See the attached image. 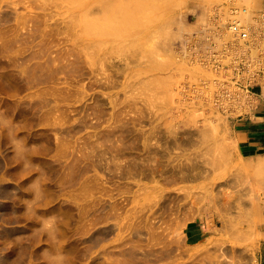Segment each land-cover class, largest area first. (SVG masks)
Masks as SVG:
<instances>
[{
    "label": "rangeland",
    "instance_id": "rangeland-1",
    "mask_svg": "<svg viewBox=\"0 0 264 264\" xmlns=\"http://www.w3.org/2000/svg\"><path fill=\"white\" fill-rule=\"evenodd\" d=\"M257 87L264 0H0V264H258Z\"/></svg>",
    "mask_w": 264,
    "mask_h": 264
},
{
    "label": "crops",
    "instance_id": "crops-1",
    "mask_svg": "<svg viewBox=\"0 0 264 264\" xmlns=\"http://www.w3.org/2000/svg\"><path fill=\"white\" fill-rule=\"evenodd\" d=\"M264 92L260 94L259 87L253 91L254 95L259 96L260 105L252 115L247 116L243 128H239L237 135L242 142L244 151L251 155L264 156ZM212 235V229L200 220L190 221L183 229L185 242L189 246L202 243ZM258 264H264V242L258 253Z\"/></svg>",
    "mask_w": 264,
    "mask_h": 264
},
{
    "label": "built area",
    "instance_id": "built-area-1",
    "mask_svg": "<svg viewBox=\"0 0 264 264\" xmlns=\"http://www.w3.org/2000/svg\"><path fill=\"white\" fill-rule=\"evenodd\" d=\"M230 28L232 29L231 31L234 33V34H237L239 35L241 38H244L246 39L248 37V31L246 28L240 26L239 24L237 23H234L230 26Z\"/></svg>",
    "mask_w": 264,
    "mask_h": 264
},
{
    "label": "bare ground",
    "instance_id": "bare-ground-1",
    "mask_svg": "<svg viewBox=\"0 0 264 264\" xmlns=\"http://www.w3.org/2000/svg\"><path fill=\"white\" fill-rule=\"evenodd\" d=\"M138 1H139V0H138ZM101 2H102V1H101ZM107 3H108V2H107ZM139 3H140V2H139ZM149 3H150V2H149ZM108 4H109V3H108ZM121 4H122V3H121ZM124 4H125V3H124ZM140 4H141V3H140ZM119 7H121V6H119ZM110 8H111V7H110ZM123 8H124V7H123ZM127 8H128V7H127ZM138 8H139V7H138ZM146 8H147V7H146ZM148 8H149V7H148ZM118 9H119V8H118ZM125 10H126V9H125ZM132 10H134V9H132ZM144 10H145V9H144ZM115 11H116V10H115ZM117 11H119V10H117ZM122 11H123V10H122ZM122 11H121V12H122ZM136 11H137V10H136ZM123 12H124V11H123ZM132 12H133V11H132ZM146 12H147V11H146ZM119 13H120V12H119ZM124 13H125V12H124ZM133 13H134V12H133ZM133 13L130 12L129 14H133ZM125 16H126V15H125ZM128 16H129V15H128ZM128 16H127V17H128ZM131 16H132V15H131ZM137 16H138V15H137ZM137 16H136V17H137ZM158 16H159V15H158ZM130 19H131V18H130ZM114 20H115V19H114ZM143 20H144V18H143ZM152 20H153V19H152ZM118 21H119V20H118ZM154 21H155V20H154ZM156 21H157V20H156ZM130 22H131V20H130ZM141 22H142V21H141ZM174 22H175V21H174ZM115 23H116V22H115ZM118 23H119V22H118ZM124 23H125V22H124ZM139 23H140V22H139ZM142 23H146V22H142ZM109 24H110V23H109ZM111 24H112V23H111ZM135 24H136V23H135ZM177 24H178V23H177ZM177 24H176V25H177ZM122 25H123V24H122ZM129 26H130V25H129ZM136 26H138V25H136ZM141 26H142V24H141ZM178 26H179V25H178ZM171 27H172V26H171ZM109 28H111V27H109ZM116 28H117V27H116ZM166 28H167V27H166ZM107 29H108V28H107ZM122 29H124V27H123ZM180 29H181V28H180ZM100 30H101V28H100ZM109 30H110V29H109ZM129 30H130V29H129ZM132 30H133V29H132ZM231 30H232V29H231ZM167 31H168V30H167ZM177 31H178V30H177ZM188 31H189V30H188ZM110 32H111V31H110ZM116 32H117V31H116ZM118 32H119V29H118ZM118 32H117V33H118ZM168 32H169V31H168ZM117 33H116V34H117ZM121 33H122V32H121ZM127 33H128V32H127ZM230 33H231V32H230ZM105 35H106V34H105ZM114 35H115V34H114ZM172 35H173V34H172ZM160 36H161V35H160ZM165 39H166V38H165ZM240 41H241V40H240ZM130 44H131V43H130ZM169 51H170V50H169ZM178 54H179V53H178ZM184 58H185V57H184ZM181 64H182V63H181ZM164 66H165V65H164ZM254 163H255V162H254ZM258 165H259V166H260V165H263V161L261 160V162L258 163ZM259 166H258V167H259ZM260 167H261V166H260ZM164 168H165V167H164ZM256 176H257V175H256ZM244 190H245V189H244ZM255 208H256V207H255ZM245 210H246V209H245ZM253 210H254V209H253ZM255 210H256V209H255ZM246 212H247V211H246ZM251 214H252V213H251Z\"/></svg>",
    "mask_w": 264,
    "mask_h": 264
}]
</instances>
